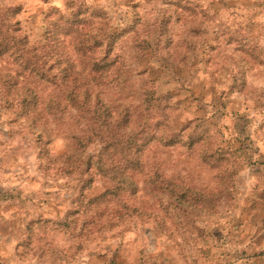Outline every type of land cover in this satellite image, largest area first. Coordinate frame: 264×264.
<instances>
[{
  "label": "rangeland",
  "instance_id": "rangeland-1",
  "mask_svg": "<svg viewBox=\"0 0 264 264\" xmlns=\"http://www.w3.org/2000/svg\"><path fill=\"white\" fill-rule=\"evenodd\" d=\"M69 1L0 0V28L18 27L39 45L46 13ZM79 1L104 12L112 29L135 25L118 42L119 75L89 90L136 105L152 87L153 122H198L222 156L204 160L202 141L152 144L134 191L89 201L108 182L95 172L97 140L74 142L83 122L64 106V83L2 53L0 264H264V51L252 59L245 50L247 40L264 50V1ZM149 33L151 47L141 50ZM86 166L94 179L82 194ZM151 168L155 183L145 176Z\"/></svg>",
  "mask_w": 264,
  "mask_h": 264
},
{
  "label": "trees",
  "instance_id": "trees-1",
  "mask_svg": "<svg viewBox=\"0 0 264 264\" xmlns=\"http://www.w3.org/2000/svg\"><path fill=\"white\" fill-rule=\"evenodd\" d=\"M44 25V39L39 45L30 43L18 27L10 35L7 28L4 31L0 28V54H10L39 78L54 81L58 76L64 83V106L75 108L76 115L83 122L81 134L73 136L74 142L82 147L97 140L99 150L94 161L95 172L108 182L106 189L89 201L118 197L129 190L134 191L133 176L145 171L147 150L152 144L177 143L191 147L202 141L201 156L204 160L214 162L222 156L220 149L206 145L203 137L205 128L198 129V122L191 125L190 119L185 120L176 128L163 125L161 119L153 122V102L156 99L152 87L144 90L136 105L111 102L89 90V85H109L119 75L118 42L126 31L134 30L133 23L112 29L100 9L72 0L64 10H49L44 17ZM152 36L153 33H149L141 37L138 47L141 50L151 47ZM246 44L245 50L252 59L264 51L258 42L247 40ZM187 46L191 49L195 47L191 37L187 40ZM35 103L34 100L32 106ZM166 107L164 105L162 109ZM161 115L166 119L165 113ZM152 124L158 129L150 130ZM158 125L163 126L159 128ZM241 126L244 130V125ZM86 164L90 166L91 160H86ZM86 167L83 170L87 175L82 178L80 187L82 194L94 179V172L89 173ZM112 169L122 172V175H114ZM145 174L151 183H155L160 176L156 168H151ZM168 180L162 182L169 187ZM177 192L184 194L186 190ZM57 223L63 227L68 224L66 220Z\"/></svg>",
  "mask_w": 264,
  "mask_h": 264
},
{
  "label": "clouds",
  "instance_id": "clouds-1",
  "mask_svg": "<svg viewBox=\"0 0 264 264\" xmlns=\"http://www.w3.org/2000/svg\"><path fill=\"white\" fill-rule=\"evenodd\" d=\"M85 42L87 43V42H90V41H85ZM153 130L155 131V129H153ZM112 171H113V174L118 176V177L122 175V172H120V171H117L115 169H112Z\"/></svg>",
  "mask_w": 264,
  "mask_h": 264
}]
</instances>
